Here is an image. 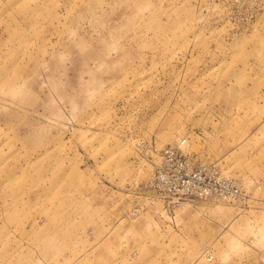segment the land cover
Segmentation results:
<instances>
[{"label":"rangeland","instance_id":"374dc122","mask_svg":"<svg viewBox=\"0 0 264 264\" xmlns=\"http://www.w3.org/2000/svg\"><path fill=\"white\" fill-rule=\"evenodd\" d=\"M0 264H264V0H0Z\"/></svg>","mask_w":264,"mask_h":264},{"label":"built area","instance_id":"2783aa9c","mask_svg":"<svg viewBox=\"0 0 264 264\" xmlns=\"http://www.w3.org/2000/svg\"><path fill=\"white\" fill-rule=\"evenodd\" d=\"M186 141L165 148L149 188L163 203L183 200L227 201L248 207L250 195L213 165L194 166L184 154Z\"/></svg>","mask_w":264,"mask_h":264}]
</instances>
